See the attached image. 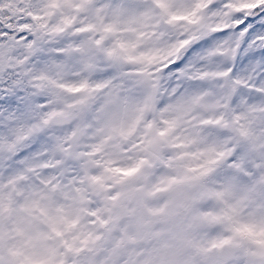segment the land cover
I'll list each match as a JSON object with an SVG mask.
<instances>
[{
    "label": "snow or ice",
    "instance_id": "6c2138e0",
    "mask_svg": "<svg viewBox=\"0 0 264 264\" xmlns=\"http://www.w3.org/2000/svg\"><path fill=\"white\" fill-rule=\"evenodd\" d=\"M0 264H264V0H0Z\"/></svg>",
    "mask_w": 264,
    "mask_h": 264
}]
</instances>
